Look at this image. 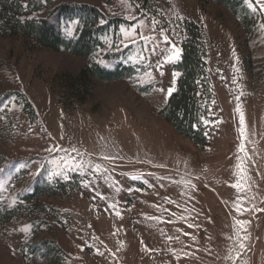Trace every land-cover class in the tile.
Segmentation results:
<instances>
[{"label": "rangeland", "instance_id": "374dc122", "mask_svg": "<svg viewBox=\"0 0 264 264\" xmlns=\"http://www.w3.org/2000/svg\"><path fill=\"white\" fill-rule=\"evenodd\" d=\"M62 3L127 23L88 58L0 38V101L15 94L0 103V264H26L22 247L44 241L63 255L30 253L34 264H264V10L247 6L244 32L213 1L53 0L50 8ZM184 21L203 29L207 46L205 148L159 116L176 87ZM173 45L180 55L170 60ZM121 50L127 58L116 63L131 66L130 77L93 79L82 102L67 89L63 74L108 66L104 54ZM73 180V192L27 199L37 181Z\"/></svg>", "mask_w": 264, "mask_h": 264}, {"label": "trees", "instance_id": "16d2710c", "mask_svg": "<svg viewBox=\"0 0 264 264\" xmlns=\"http://www.w3.org/2000/svg\"><path fill=\"white\" fill-rule=\"evenodd\" d=\"M211 1L225 7L238 19L243 31H248L252 16L244 0H200L203 4ZM52 2L53 0H0V38L23 37L32 46L88 58L102 53L109 42H116L119 26L127 23L122 19L107 18L92 5L62 3L50 8ZM69 27L74 29L71 34L67 31ZM181 35V57L175 66V71L179 73L176 87L159 116L179 136L199 148H205L209 144L207 129L213 102L207 72L205 36L203 29L193 21L183 22ZM127 52L108 51L104 54V59L111 66L92 63L77 76L63 74L62 80L67 89L80 97L82 102L92 91L93 79L113 82L133 74L131 66L116 63L125 60ZM12 96L15 94H7L0 103ZM23 97L21 95L20 98ZM21 101L25 111L33 115L31 104L25 98ZM77 186L74 180L66 183L37 181L27 199L73 192ZM1 217V224H5L14 217V211H4ZM30 253L34 257L45 256L53 261L63 255L57 245L48 241L22 247V259L26 264H34Z\"/></svg>", "mask_w": 264, "mask_h": 264}, {"label": "snow or ice", "instance_id": "6c2138e0", "mask_svg": "<svg viewBox=\"0 0 264 264\" xmlns=\"http://www.w3.org/2000/svg\"><path fill=\"white\" fill-rule=\"evenodd\" d=\"M244 3L247 4V6H248L249 8H252L253 11L256 10V8H255L254 5H253V0H244ZM255 3L260 5V10H264V0H255ZM157 23H159V22L156 21L155 19H152V20H151V24L155 25V24H157ZM141 27H143V21H141ZM67 31H68V34H71V33L74 31V29H73L72 27H69V28L67 29ZM121 31L124 32L126 36L131 35L130 32H128L127 30H125V29H123V28L121 29ZM161 34L163 35V31L161 32ZM142 38H143V39H146V40L149 39V37H146V36H142ZM163 39H164L165 42H168L169 37H168L167 35H163ZM173 48H174V53H175V54H174L173 56L168 57V59H170V60H172V59H178V58H179V55H180V50H179L178 48H175L174 45H173ZM101 63H103V62H101ZM148 75L150 76L151 74L149 73ZM176 75H179V73H175V74H174V76H176ZM173 83H175V81H173ZM173 91H174V88H169V89H168V96H171ZM237 111H239V106L237 107ZM240 123H241V125L244 124V117H243V114H242V113H241ZM241 134H242V135L244 134V129H243V128H241ZM240 150H241V151L244 150V145H243V144H241V146H240ZM73 151H76V150L73 149ZM105 158L107 159V157H105ZM65 163H66V164H69L70 166H72V167H74V168H82V166H83V162H81V163H77V164H74V165H73L72 162L69 160V161H65ZM95 167H96V170H97V171L100 170V165H96ZM238 167H239V166H238ZM85 186H87V184H85ZM234 187L239 188V187H241V185L238 183V184L234 185ZM117 215H119V213H117ZM26 230H27V229H25V231H26Z\"/></svg>", "mask_w": 264, "mask_h": 264}]
</instances>
